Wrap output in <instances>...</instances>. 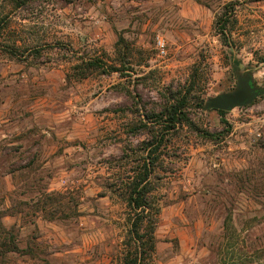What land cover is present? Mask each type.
I'll use <instances>...</instances> for the list:
<instances>
[{
	"label": "rangeland",
	"instance_id": "374dc122",
	"mask_svg": "<svg viewBox=\"0 0 264 264\" xmlns=\"http://www.w3.org/2000/svg\"><path fill=\"white\" fill-rule=\"evenodd\" d=\"M226 5L233 47L215 25ZM6 14L0 264L119 262L118 186L149 137L141 118L184 86L200 131L166 133L148 263L264 264V94L225 115L198 104L237 87L240 71L264 88V0H0ZM4 236L24 252L3 250Z\"/></svg>",
	"mask_w": 264,
	"mask_h": 264
},
{
	"label": "trees",
	"instance_id": "16d2710c",
	"mask_svg": "<svg viewBox=\"0 0 264 264\" xmlns=\"http://www.w3.org/2000/svg\"><path fill=\"white\" fill-rule=\"evenodd\" d=\"M9 1L17 6H24L28 2V0ZM225 9L217 16L215 25L221 32L224 44L233 47L234 33L228 29L229 6L226 5ZM8 16L6 14L0 18V37L3 31L9 27V22L6 19ZM234 16H236L235 13ZM83 64L86 69L99 67L93 60L84 61ZM112 68L114 71L121 70L117 66H112ZM170 92L171 95L165 104L141 118L144 128L148 129L149 137L142 143V155L135 159L137 165L129 170L126 180L121 179L122 183L118 186L119 196L126 204L128 213L125 227L127 238L122 251V259L116 264H149V259H153L157 249L156 227L161 213V207L155 203L152 194L156 189L153 178L156 180L163 178L161 173L163 169L161 166H157V163L163 154L161 149L166 140V133L178 131L184 126L200 131L191 119L188 110L191 87L186 89L184 86L174 91L171 88ZM198 104L199 107L205 108L202 99ZM218 112L221 115L227 113L225 110H218ZM207 134L211 138L215 136L214 133ZM1 247L6 251L24 252L13 239L7 236L2 237Z\"/></svg>",
	"mask_w": 264,
	"mask_h": 264
},
{
	"label": "water",
	"instance_id": "95a60500",
	"mask_svg": "<svg viewBox=\"0 0 264 264\" xmlns=\"http://www.w3.org/2000/svg\"><path fill=\"white\" fill-rule=\"evenodd\" d=\"M241 69L244 64H240ZM238 85L230 91L218 93L205 101V109L230 111L236 107H243L253 103L259 96L264 94V88L254 81L253 73L237 74Z\"/></svg>",
	"mask_w": 264,
	"mask_h": 264
},
{
	"label": "built area",
	"instance_id": "2783aa9c",
	"mask_svg": "<svg viewBox=\"0 0 264 264\" xmlns=\"http://www.w3.org/2000/svg\"><path fill=\"white\" fill-rule=\"evenodd\" d=\"M156 45H157L159 55L165 56L167 54L166 42L160 35H157L156 37Z\"/></svg>",
	"mask_w": 264,
	"mask_h": 264
}]
</instances>
